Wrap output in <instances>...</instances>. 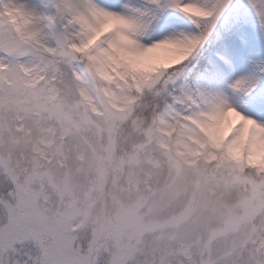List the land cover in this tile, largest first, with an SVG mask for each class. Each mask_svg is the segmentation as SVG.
<instances>
[{"label": "snow or ice", "instance_id": "obj_1", "mask_svg": "<svg viewBox=\"0 0 264 264\" xmlns=\"http://www.w3.org/2000/svg\"><path fill=\"white\" fill-rule=\"evenodd\" d=\"M0 176V264H264V0H0Z\"/></svg>", "mask_w": 264, "mask_h": 264}, {"label": "trees", "instance_id": "obj_2", "mask_svg": "<svg viewBox=\"0 0 264 264\" xmlns=\"http://www.w3.org/2000/svg\"><path fill=\"white\" fill-rule=\"evenodd\" d=\"M10 187H11L10 183L4 180L3 176H0V193L7 192Z\"/></svg>", "mask_w": 264, "mask_h": 264}, {"label": "rangeland", "instance_id": "obj_3", "mask_svg": "<svg viewBox=\"0 0 264 264\" xmlns=\"http://www.w3.org/2000/svg\"><path fill=\"white\" fill-rule=\"evenodd\" d=\"M8 192V191H7ZM7 192H1V193H4V194H6ZM0 217H2V218H0V223H2V222H5L6 221V216H3V210H2V206H0Z\"/></svg>", "mask_w": 264, "mask_h": 264}]
</instances>
